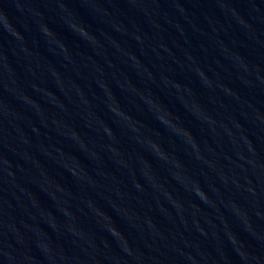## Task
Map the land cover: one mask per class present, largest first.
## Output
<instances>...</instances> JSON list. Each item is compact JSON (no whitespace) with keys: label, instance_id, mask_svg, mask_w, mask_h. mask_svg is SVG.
Here are the masks:
<instances>
[{"label":"water","instance_id":"obj_1","mask_svg":"<svg viewBox=\"0 0 264 264\" xmlns=\"http://www.w3.org/2000/svg\"><path fill=\"white\" fill-rule=\"evenodd\" d=\"M0 264H264V0H0Z\"/></svg>","mask_w":264,"mask_h":264}]
</instances>
